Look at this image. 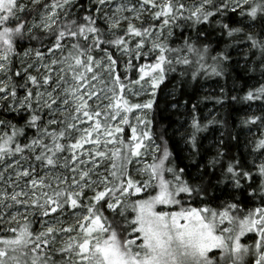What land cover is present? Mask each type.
<instances>
[{
  "label": "snow or ice",
  "instance_id": "6c2138e0",
  "mask_svg": "<svg viewBox=\"0 0 264 264\" xmlns=\"http://www.w3.org/2000/svg\"><path fill=\"white\" fill-rule=\"evenodd\" d=\"M0 264H264V0H0Z\"/></svg>",
  "mask_w": 264,
  "mask_h": 264
},
{
  "label": "trees",
  "instance_id": "16d2710c",
  "mask_svg": "<svg viewBox=\"0 0 264 264\" xmlns=\"http://www.w3.org/2000/svg\"><path fill=\"white\" fill-rule=\"evenodd\" d=\"M192 87H197L196 85H193ZM214 89H217V85L215 81H208L206 83H202L201 86H199V95L196 97L197 99H202L205 95H215ZM160 102V107L163 109L165 107V104L163 101ZM230 103V102H229ZM201 107L204 109L205 113L207 114L209 110L212 112H220V116H223L228 119L230 125H238L239 124V118L244 115L242 111H240V106L237 105L235 107H229L225 106L224 108H221L220 105L215 104L214 101L208 100L205 101L203 104H201ZM220 117H218L219 119ZM155 129L156 131H161L162 129L166 128L168 125V113H163V115H157L154 121ZM169 146L172 147V143L170 141ZM243 148V145L241 146Z\"/></svg>",
  "mask_w": 264,
  "mask_h": 264
}]
</instances>
